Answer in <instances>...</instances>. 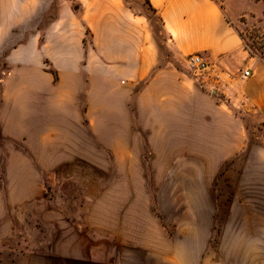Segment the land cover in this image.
Listing matches in <instances>:
<instances>
[{
  "label": "crops",
  "instance_id": "1",
  "mask_svg": "<svg viewBox=\"0 0 264 264\" xmlns=\"http://www.w3.org/2000/svg\"><path fill=\"white\" fill-rule=\"evenodd\" d=\"M151 4L167 59L152 44L150 22L122 0H0V140L19 148L0 150V167L28 184L15 205L53 207L47 229L31 231L23 264H208L202 254L215 214H186L180 237H172L153 210L151 183L136 174L142 158L156 168H224L225 246L257 251L244 240L261 236L264 62L246 49L228 6ZM194 53L215 66L205 82L183 68ZM37 168L53 174L52 200ZM64 168H109L117 173L115 195L62 193L68 179L86 184ZM190 194L186 203H202L197 190Z\"/></svg>",
  "mask_w": 264,
  "mask_h": 264
},
{
  "label": "rangeland",
  "instance_id": "2",
  "mask_svg": "<svg viewBox=\"0 0 264 264\" xmlns=\"http://www.w3.org/2000/svg\"><path fill=\"white\" fill-rule=\"evenodd\" d=\"M122 1L133 12L137 20L150 22L152 44L167 59L169 53L167 37L163 32L159 15L147 7L145 0ZM216 2L222 9L227 6L230 8L231 14L237 19L235 28L246 49L253 57L264 62V0H216ZM186 58L187 56L183 58L185 73L195 82H205L207 76L197 75L190 71ZM17 149H19L17 143L0 140V150H4L7 154L10 155ZM147 160L153 164L152 157ZM134 168H137V175L141 174L151 183L153 210L172 237H180V226L188 223L185 220L186 214L193 211L215 214V235L210 238V245L202 254L206 263L264 264V204L257 206L261 215L258 225L261 236L247 238L248 241L244 240L246 243L255 244L252 246H255L257 251H243L234 254L229 252V246H225L230 242V237L225 232L230 228L231 221L230 205L225 204L224 168H156L154 165H145L144 158L136 159ZM37 169L42 170L40 181L43 195L52 200L54 198L53 174H49L46 168ZM62 170L68 177L74 176L86 183L84 186L73 185L72 179H68L66 184L62 185V193L70 195L86 192L87 196H98L103 189L105 196L115 195L116 182L111 176H116L117 173H110L109 168H64ZM24 175H29V173H24ZM15 176L13 168L0 167V264H23L26 262V256L30 260L26 249L32 250L31 243L28 242V239H31V231L38 228L47 229L46 215L49 209L53 208L52 205L46 203L15 205L14 201L20 197L21 189L28 185L15 182ZM100 177H103V182L97 184L96 179ZM193 188L194 192L198 191L197 196L199 197L196 198L202 202L198 206L186 203V201H191L190 193L193 192ZM237 222L239 225V221ZM38 234H35L36 241L41 239ZM252 246L249 245L248 248Z\"/></svg>",
  "mask_w": 264,
  "mask_h": 264
},
{
  "label": "built area",
  "instance_id": "3",
  "mask_svg": "<svg viewBox=\"0 0 264 264\" xmlns=\"http://www.w3.org/2000/svg\"><path fill=\"white\" fill-rule=\"evenodd\" d=\"M186 63L190 71L197 75L205 74L208 77L215 72V66L202 53L188 55ZM250 76L251 72L249 70H246L242 75L243 78H249Z\"/></svg>",
  "mask_w": 264,
  "mask_h": 264
},
{
  "label": "trees",
  "instance_id": "4",
  "mask_svg": "<svg viewBox=\"0 0 264 264\" xmlns=\"http://www.w3.org/2000/svg\"><path fill=\"white\" fill-rule=\"evenodd\" d=\"M216 2V0H213ZM145 4L147 5V7H149V9H151L152 11H155L152 4H151V0H145Z\"/></svg>",
  "mask_w": 264,
  "mask_h": 264
}]
</instances>
